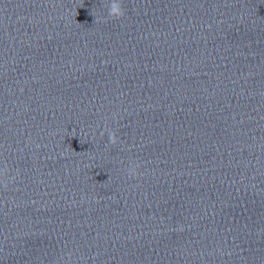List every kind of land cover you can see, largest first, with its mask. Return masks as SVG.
I'll return each instance as SVG.
<instances>
[{
  "label": "clouds",
  "instance_id": "9594fccd",
  "mask_svg": "<svg viewBox=\"0 0 264 264\" xmlns=\"http://www.w3.org/2000/svg\"><path fill=\"white\" fill-rule=\"evenodd\" d=\"M106 8H107V18L110 19H121L125 15V10L123 7L122 0H108L106 3ZM95 22L99 23L101 22V18L99 16L95 17ZM101 135L103 136L104 133L102 132ZM108 141L111 145H116L119 143L118 136L116 132L114 131H109L108 132ZM138 163L132 161L130 162L129 166L125 169V172L128 176V178H135L138 175ZM8 171L9 169L4 167L3 169H0V185L4 187L5 190L8 188L9 184V179H8ZM14 179V177H13Z\"/></svg>",
  "mask_w": 264,
  "mask_h": 264
}]
</instances>
